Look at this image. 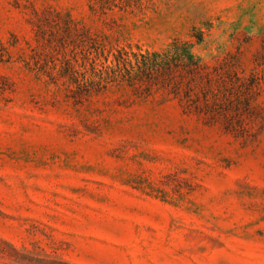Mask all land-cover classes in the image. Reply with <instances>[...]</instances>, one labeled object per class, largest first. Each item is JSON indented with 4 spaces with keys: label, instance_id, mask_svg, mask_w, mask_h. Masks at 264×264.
Segmentation results:
<instances>
[{
    "label": "rangeland",
    "instance_id": "obj_1",
    "mask_svg": "<svg viewBox=\"0 0 264 264\" xmlns=\"http://www.w3.org/2000/svg\"><path fill=\"white\" fill-rule=\"evenodd\" d=\"M58 13L114 51L202 31L210 70L262 73L250 134L163 89L75 103L27 64ZM1 54L0 264H264V0H0Z\"/></svg>",
    "mask_w": 264,
    "mask_h": 264
},
{
    "label": "trees",
    "instance_id": "obj_2",
    "mask_svg": "<svg viewBox=\"0 0 264 264\" xmlns=\"http://www.w3.org/2000/svg\"><path fill=\"white\" fill-rule=\"evenodd\" d=\"M37 36L45 43L44 48L36 49L27 64L38 74L47 75L51 83L65 85L68 96L77 104L111 86L127 85L137 93L163 89L178 98L186 112H195L210 122L223 120L227 131L241 136L251 132L245 119L252 105L246 103L243 112L240 102L243 92L261 84L262 73L246 78L235 72L233 78L218 68L210 70L194 51V46L204 41L202 31L193 33L196 42L175 38L164 50L114 51L104 40L81 28L69 13H58L48 18L45 26L38 25ZM46 49L50 50L48 60L42 58ZM48 61L53 65L47 67Z\"/></svg>",
    "mask_w": 264,
    "mask_h": 264
}]
</instances>
